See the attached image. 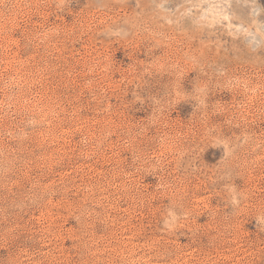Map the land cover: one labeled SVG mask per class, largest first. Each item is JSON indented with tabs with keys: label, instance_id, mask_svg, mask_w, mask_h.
I'll use <instances>...</instances> for the list:
<instances>
[{
	"label": "rangeland",
	"instance_id": "374dc122",
	"mask_svg": "<svg viewBox=\"0 0 264 264\" xmlns=\"http://www.w3.org/2000/svg\"><path fill=\"white\" fill-rule=\"evenodd\" d=\"M0 264H264V0H0Z\"/></svg>",
	"mask_w": 264,
	"mask_h": 264
}]
</instances>
